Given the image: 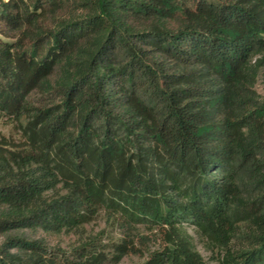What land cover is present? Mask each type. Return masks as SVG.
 Instances as JSON below:
<instances>
[{
	"label": "trees",
	"instance_id": "trees-1",
	"mask_svg": "<svg viewBox=\"0 0 264 264\" xmlns=\"http://www.w3.org/2000/svg\"><path fill=\"white\" fill-rule=\"evenodd\" d=\"M259 75L264 0H0V264H264Z\"/></svg>",
	"mask_w": 264,
	"mask_h": 264
},
{
	"label": "rangeland",
	"instance_id": "rangeland-1",
	"mask_svg": "<svg viewBox=\"0 0 264 264\" xmlns=\"http://www.w3.org/2000/svg\"><path fill=\"white\" fill-rule=\"evenodd\" d=\"M255 90L260 96H264V80L261 75H259L257 79ZM1 137L13 139L16 141L20 138L15 124L12 122H9L5 118L0 120V138ZM102 227H103L102 222L100 221L95 222L87 227V231H88L87 233L94 234L98 232ZM75 240H76V237H72V236H59V237L49 236L47 237V241L51 245H60L61 247H66L67 245L71 244ZM196 246H197V250L200 252L202 257L206 261H208L210 264H214L213 262H210L209 260L210 254L207 251H205L200 244H197ZM141 262H142V259L135 257V256H129L125 258L121 264H140Z\"/></svg>",
	"mask_w": 264,
	"mask_h": 264
}]
</instances>
